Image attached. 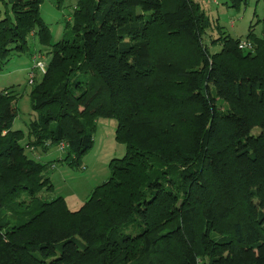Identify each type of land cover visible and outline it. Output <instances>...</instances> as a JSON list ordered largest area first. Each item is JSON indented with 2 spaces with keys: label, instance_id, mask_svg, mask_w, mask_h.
<instances>
[{
  "label": "trees",
  "instance_id": "1",
  "mask_svg": "<svg viewBox=\"0 0 264 264\" xmlns=\"http://www.w3.org/2000/svg\"><path fill=\"white\" fill-rule=\"evenodd\" d=\"M0 1V66L30 36L49 56L27 135L0 89V264H264V34L210 51L196 0H77L52 42L43 0ZM99 117L125 152L71 210L41 153L79 166Z\"/></svg>",
  "mask_w": 264,
  "mask_h": 264
},
{
  "label": "rangeland",
  "instance_id": "2",
  "mask_svg": "<svg viewBox=\"0 0 264 264\" xmlns=\"http://www.w3.org/2000/svg\"><path fill=\"white\" fill-rule=\"evenodd\" d=\"M76 3L77 0L41 2L40 15L48 26L52 42L71 34L69 20ZM198 3L212 21V28L203 36V42L210 51L219 49V45L210 44L211 37L218 34L215 25H219L221 31L234 38L245 37L250 25L255 34H264V0H245L237 5H232L229 0H198ZM5 10V4L0 1V18L4 16ZM34 54L39 56L45 70L49 56L33 36L28 38L26 50L12 52L10 59L0 66V89L12 87L18 94L15 103L17 116L12 129H20L25 135L27 124L35 115L30 106V75L34 74L37 79L40 77V70L35 68ZM115 128L116 121L113 118L99 117L96 120L93 147L83 155L79 166H69L61 161L65 151L58 146L41 153L42 160L52 161L54 164L47 171L54 186V190L47 193V198L61 195L71 210H76L83 204L92 188L109 177L111 158L121 157L125 152L124 145L115 140ZM25 141L24 138L21 142ZM27 152L32 153L28 149Z\"/></svg>",
  "mask_w": 264,
  "mask_h": 264
},
{
  "label": "built area",
  "instance_id": "3",
  "mask_svg": "<svg viewBox=\"0 0 264 264\" xmlns=\"http://www.w3.org/2000/svg\"><path fill=\"white\" fill-rule=\"evenodd\" d=\"M238 47L240 49H251L252 44L245 39H241L238 43ZM33 58L35 59V68H38L41 72H44V64L39 60V56L37 54H34ZM34 77V74L30 75V82L32 81ZM60 148H63V144H60Z\"/></svg>",
  "mask_w": 264,
  "mask_h": 264
},
{
  "label": "crops",
  "instance_id": "4",
  "mask_svg": "<svg viewBox=\"0 0 264 264\" xmlns=\"http://www.w3.org/2000/svg\"><path fill=\"white\" fill-rule=\"evenodd\" d=\"M198 2V0H196Z\"/></svg>",
  "mask_w": 264,
  "mask_h": 264
}]
</instances>
